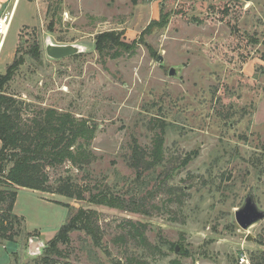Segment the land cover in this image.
Returning <instances> with one entry per match:
<instances>
[{
  "label": "rangeland",
  "instance_id": "374dc122",
  "mask_svg": "<svg viewBox=\"0 0 264 264\" xmlns=\"http://www.w3.org/2000/svg\"><path fill=\"white\" fill-rule=\"evenodd\" d=\"M0 3L9 11L14 0ZM108 32L114 44L99 51L96 37ZM35 43L40 61L26 54ZM51 43L76 53L52 59ZM20 56L3 93L27 105L23 118L55 107L86 120L95 127L94 161L84 170L68 162L47 169L51 184L69 176L84 190L81 200L0 185L17 190L13 213L21 218L14 241L0 238V264L41 262L78 208L97 211L101 245L73 231L55 264H117L126 256L264 264V219L243 230L234 216L248 195L264 210V0H18L0 74ZM161 123L163 166L137 179L130 147L136 140L149 151ZM187 155L186 166L173 170ZM165 171L172 173L161 183ZM171 189L183 194L180 204L167 200ZM99 190L134 196L148 213L89 203ZM129 219L145 224L150 247L119 239Z\"/></svg>",
  "mask_w": 264,
  "mask_h": 264
},
{
  "label": "trees",
  "instance_id": "16d2710c",
  "mask_svg": "<svg viewBox=\"0 0 264 264\" xmlns=\"http://www.w3.org/2000/svg\"><path fill=\"white\" fill-rule=\"evenodd\" d=\"M114 33H102L96 37V48L102 51L106 46L114 44ZM34 61L41 60L38 43L26 52ZM24 63L23 56L14 58L0 74V185H11L35 191H47L67 198L84 199V190L76 185L69 176L57 178L55 184L50 183L47 169L56 168L65 163L77 170H84L94 161L90 144L94 136L95 127L86 120L75 117L69 111H59L55 107L33 110L31 115L23 118L22 113L27 105L23 101L6 95L4 86L12 79L18 67ZM24 106V107H23ZM153 138L152 148L144 150L133 140L130 147L129 166L135 171L137 179L145 172L152 173L155 168L163 166V134L164 124ZM191 156L184 157L180 163L172 169L186 166ZM171 171H165L161 183H166L171 176ZM165 185V184H164ZM168 188V187H167ZM162 189V188H160ZM177 191L178 189L175 188ZM182 188H179L181 191ZM168 201L181 202L173 189L169 190ZM17 196V190L5 192L0 190V238L14 241L18 233L16 225L20 217L13 213V207ZM88 202L108 207L124 209L130 212L147 214L148 210L143 203L138 202L134 196L128 200L114 195L109 190H99L90 193ZM61 203V202H58ZM64 204V203H61ZM180 204V203H179ZM67 208L68 205L64 204ZM97 211L90 208H78L48 241V247H44V253L36 264H55L53 256L62 257L59 244H68L69 234L73 231H83L96 246L101 245L102 231L97 224ZM125 236L120 240H129L136 246H147L144 235L145 224L126 222ZM150 247V245H148ZM117 264H148L145 260L135 256H126L125 261Z\"/></svg>",
  "mask_w": 264,
  "mask_h": 264
},
{
  "label": "water",
  "instance_id": "95a60500",
  "mask_svg": "<svg viewBox=\"0 0 264 264\" xmlns=\"http://www.w3.org/2000/svg\"><path fill=\"white\" fill-rule=\"evenodd\" d=\"M244 1H251V0H244ZM46 55L52 59H61L76 53V48L70 45H63V44H48L46 46ZM159 60H162V57L159 56ZM175 70L174 68L169 69V75H174ZM235 221L238 226L243 229L247 230L250 226L255 224L256 222L264 219V210H261L256 205V202L252 195H248L243 205L240 208H237L234 212ZM34 243L36 239H34ZM246 240H251V236L249 234L246 235Z\"/></svg>",
  "mask_w": 264,
  "mask_h": 264
},
{
  "label": "built area",
  "instance_id": "2783aa9c",
  "mask_svg": "<svg viewBox=\"0 0 264 264\" xmlns=\"http://www.w3.org/2000/svg\"><path fill=\"white\" fill-rule=\"evenodd\" d=\"M18 0H14V3L9 11H1L2 4L0 3V48L4 44V40L7 37L9 31L12 17H13V7L16 5ZM241 259L244 260L243 255Z\"/></svg>",
  "mask_w": 264,
  "mask_h": 264
},
{
  "label": "crops",
  "instance_id": "0c3cea01",
  "mask_svg": "<svg viewBox=\"0 0 264 264\" xmlns=\"http://www.w3.org/2000/svg\"><path fill=\"white\" fill-rule=\"evenodd\" d=\"M17 3H18V1H17ZM16 3V4H17ZM15 7H16V5L13 7V14L15 13ZM7 38V37H6ZM6 38H5V40H6ZM5 40H4V43H5ZM4 47V44H3V46L0 48V54H1V51H2V48Z\"/></svg>",
  "mask_w": 264,
  "mask_h": 264
}]
</instances>
